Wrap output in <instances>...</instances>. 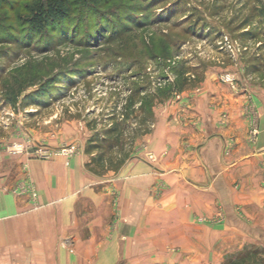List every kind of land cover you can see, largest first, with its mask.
Returning a JSON list of instances; mask_svg holds the SVG:
<instances>
[{
    "label": "rangeland",
    "instance_id": "374dc122",
    "mask_svg": "<svg viewBox=\"0 0 264 264\" xmlns=\"http://www.w3.org/2000/svg\"><path fill=\"white\" fill-rule=\"evenodd\" d=\"M4 1L0 166L11 177L30 159L56 156L83 155L100 176L136 157L155 162L149 135L187 95L208 102L226 88L244 96L245 112L264 100V0H101L40 45L17 23V0ZM244 228L217 231L205 256L174 246L160 255L174 264H264V231Z\"/></svg>",
    "mask_w": 264,
    "mask_h": 264
},
{
    "label": "crops",
    "instance_id": "0c3cea01",
    "mask_svg": "<svg viewBox=\"0 0 264 264\" xmlns=\"http://www.w3.org/2000/svg\"><path fill=\"white\" fill-rule=\"evenodd\" d=\"M221 90L184 96L154 126L155 162L103 176L83 155L30 159L18 177L0 166V264H174L172 246L205 256L217 231L261 234L264 100L245 112L244 96Z\"/></svg>",
    "mask_w": 264,
    "mask_h": 264
},
{
    "label": "trees",
    "instance_id": "16d2710c",
    "mask_svg": "<svg viewBox=\"0 0 264 264\" xmlns=\"http://www.w3.org/2000/svg\"><path fill=\"white\" fill-rule=\"evenodd\" d=\"M5 1L4 3H6ZM100 1L101 0H17L15 1L17 9L16 21L18 24L22 25L23 28L27 29L28 35L36 40V45L38 43V45H40L43 40L40 41V37L45 38L53 31L59 32V25L67 24L71 16L75 15L79 8L82 6L96 7ZM2 5L4 6L5 4Z\"/></svg>",
    "mask_w": 264,
    "mask_h": 264
},
{
    "label": "built area",
    "instance_id": "2783aa9c",
    "mask_svg": "<svg viewBox=\"0 0 264 264\" xmlns=\"http://www.w3.org/2000/svg\"><path fill=\"white\" fill-rule=\"evenodd\" d=\"M150 159H152V160H153V159H154V156H152V155H151V156H150Z\"/></svg>",
    "mask_w": 264,
    "mask_h": 264
}]
</instances>
